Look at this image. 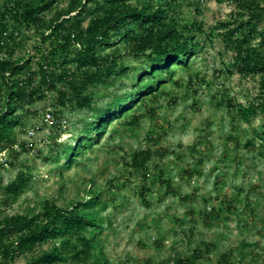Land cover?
Here are the masks:
<instances>
[{
	"label": "rangeland",
	"instance_id": "374dc122",
	"mask_svg": "<svg viewBox=\"0 0 264 264\" xmlns=\"http://www.w3.org/2000/svg\"><path fill=\"white\" fill-rule=\"evenodd\" d=\"M233 10L230 0H191L177 10V18L202 23L209 32ZM33 40L16 56L30 55L34 68L38 58ZM229 59L219 39L204 41L187 68L174 69L173 83L164 82L158 98L114 122L98 145L61 174L56 155L81 130L84 112L67 106L60 115L54 94L31 106L35 115L19 110L23 128L16 134L23 145L13 147L15 153L9 149L0 154V212L38 213L45 200L67 208L85 190H102L107 209L101 216L105 226L110 221L102 239L110 264H174L175 258L186 259L205 244L210 248L203 252L204 264H263L264 148L252 134L263 117L249 126L227 108L228 99L245 107L256 103L259 78H243L234 69L229 75ZM141 62L123 60L133 70L125 74V86L134 84ZM127 90L98 87L95 93L108 96L104 104ZM47 109L56 122L44 121ZM133 115L138 122L128 125ZM33 126L39 130L28 139L26 130ZM140 150L151 153L144 177L131 167ZM65 160L61 154L60 163ZM20 173L33 181L11 202L4 189ZM48 248L44 244L16 264H26Z\"/></svg>",
	"mask_w": 264,
	"mask_h": 264
},
{
	"label": "trees",
	"instance_id": "16d2710c",
	"mask_svg": "<svg viewBox=\"0 0 264 264\" xmlns=\"http://www.w3.org/2000/svg\"><path fill=\"white\" fill-rule=\"evenodd\" d=\"M190 2L0 0V154L9 149L15 153L13 147L23 145L16 131L23 128L24 114L18 111L35 115L31 106L54 94V107L60 109V115L67 106L85 114L81 130L62 149L64 164L60 153L55 158L60 174L71 169L100 143L114 122L158 98L163 83H173L174 69L187 68L203 42L213 39H219L230 54L229 75L234 69L243 78H259L256 103L245 107L228 99L227 108L249 126L259 115L263 117L259 126L252 127V134L264 148V0H230L233 12L209 32L197 21L179 22L177 10ZM31 39L38 58L34 68L30 55L16 56ZM128 57L142 58V62L134 73V84L125 86V74L133 71L123 64ZM98 87L105 91L128 87L129 91L102 104L108 96L96 94ZM138 119L133 115L128 125H136ZM150 159L149 150H140L133 154L131 167L144 177ZM32 181L31 175L20 173L4 191L12 202ZM102 194V190L89 188L67 208L45 200L38 213L7 216L0 212V264H16L44 244L50 248L31 256L26 264H110L102 239L110 225L107 221L105 226L101 216L107 209ZM4 203L6 206L8 199ZM209 248L207 244L195 248L189 257L175 258L173 263L204 264L203 252Z\"/></svg>",
	"mask_w": 264,
	"mask_h": 264
},
{
	"label": "built area",
	"instance_id": "2783aa9c",
	"mask_svg": "<svg viewBox=\"0 0 264 264\" xmlns=\"http://www.w3.org/2000/svg\"><path fill=\"white\" fill-rule=\"evenodd\" d=\"M49 97V96H48ZM54 116H53V112L51 113L50 109H47L45 114H44V121L46 123H53L54 120ZM56 122V121H55ZM39 130L38 126H33L29 129L26 130V135L28 139H32L33 137H35L36 132ZM20 142V141H19Z\"/></svg>",
	"mask_w": 264,
	"mask_h": 264
}]
</instances>
